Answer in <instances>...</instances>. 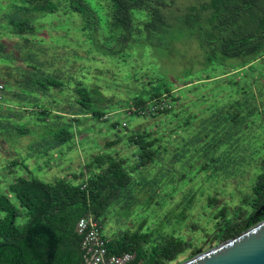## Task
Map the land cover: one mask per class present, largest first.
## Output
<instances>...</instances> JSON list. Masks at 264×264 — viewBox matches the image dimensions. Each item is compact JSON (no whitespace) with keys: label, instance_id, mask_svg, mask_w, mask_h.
Wrapping results in <instances>:
<instances>
[{"label":"trees","instance_id":"16d2710c","mask_svg":"<svg viewBox=\"0 0 264 264\" xmlns=\"http://www.w3.org/2000/svg\"><path fill=\"white\" fill-rule=\"evenodd\" d=\"M198 1L199 5L190 6L189 13L182 18L187 24L194 12L202 15V21H206L209 28L206 26L202 30L200 44L208 56L217 61L235 60L226 64L227 73L249 70L243 74V84L235 79V75L216 80L218 85L221 82L229 85L225 101L213 104L210 114L201 119L194 135L196 158L204 160L206 157L212 162L205 164L203 161L197 174H206L214 180L227 179L239 193H242L241 184L251 182L250 191L241 196L239 207L230 215L227 216L226 206L213 213L216 228L212 239L218 245L264 219L263 210L257 213L264 206V133L263 136L261 133L264 132V100L261 97L264 0ZM20 2L13 4V11L5 18L12 34L20 36L21 42L0 40V93L5 101L0 105V115L11 118L28 113L29 120L34 123L32 129H15L18 135L36 131L49 133L47 138L50 140L43 143L45 151L58 149L73 140L85 119L106 122L108 118L104 116L122 104L124 107L145 104L163 94L174 102L173 89L164 79L151 75L143 82L135 78L141 89L124 101L109 103L111 98L102 96L99 90L110 81L117 85L116 79V82L107 80L106 84L98 86L96 97L91 93L93 81L102 74L101 69L93 67L92 61L98 56L125 62L128 57L132 59L130 50L134 45L154 44L170 27L167 12L171 0H107L104 8H95L86 0ZM59 12L80 15L82 43L89 45L85 50L87 58L78 61L74 55L57 56L54 51L57 45L48 50L42 47V39L29 36L33 32V21L47 13ZM19 59L21 63L18 64ZM77 63L80 64L76 67ZM75 67V72L69 71ZM256 70L259 79L254 81L253 89L248 82L252 81L249 77ZM211 78L206 75L204 79ZM144 87H147L145 91ZM56 94L61 96L56 98ZM173 108L172 105L170 110L144 118L152 119L150 123L156 127L157 119L171 115ZM116 125V121L111 123L114 129ZM157 141V137L149 133L132 134L131 142L137 148L132 164L107 155L96 157L95 163L69 174V178L44 181L34 177H14L7 189L17 204L9 195L0 194V264H82L80 236L74 231L75 223L90 214L98 218L103 227V213L129 190L135 176L141 171L158 168L157 161L161 156ZM206 150L209 154H205ZM15 161H10L9 167L14 168ZM253 161L258 169L250 168L255 164ZM205 167L211 169L205 172ZM161 169L159 167L156 172ZM255 171L252 179L250 175ZM147 184L146 179L142 186ZM230 188L229 193L233 195ZM215 199L214 196L207 198L208 207L217 208L219 203ZM243 206L247 208L243 209ZM20 220L23 222L19 223ZM103 236L109 253L129 252L143 264H168L185 251V242L174 236L159 243L149 239V234L136 232L111 238Z\"/></svg>","mask_w":264,"mask_h":264},{"label":"rangeland","instance_id":"374dc122","mask_svg":"<svg viewBox=\"0 0 264 264\" xmlns=\"http://www.w3.org/2000/svg\"><path fill=\"white\" fill-rule=\"evenodd\" d=\"M86 1L95 8H104L105 6L103 5L107 2V0ZM15 3L21 4L20 0H0V40L7 43L13 41L21 42L20 36L12 34V28L7 25V18H5L6 14L13 11V4ZM193 5L198 6L199 1L171 0V7L167 12L170 27L157 37L154 44L142 43L134 45L131 50L129 49L133 53L132 59L128 57L125 59V62H121L122 59L112 60L97 56L92 61L95 63L93 67L99 70L101 69L102 74L96 78V81H93L92 95L96 97L95 93H97L98 86H103L107 80L114 81L116 79L118 80L117 85H112V81H110L104 86V89H99L101 95L111 98L109 103H114L116 100H127L129 96L138 93V90L141 89V86L136 83L135 78L143 82L148 80L150 75L155 78L160 77L164 79L166 84L173 89L171 94L175 95L178 91L184 93L185 90L181 86L189 81H194L206 75L214 77L225 71L227 68L226 64L235 60L227 59L225 61H217L213 57L208 56V53H206L204 47L200 44L202 30L206 26L208 27L206 21H202L201 19L202 15L199 16L200 13L197 15L194 12L192 14L193 17L188 19L187 24L182 18L189 13L188 8ZM81 25L82 21L78 13H47L41 19L33 21V32L29 36L31 38L35 36L36 39H42V47L48 50L51 49L50 47L57 45L54 50L57 52V56L65 54L69 56L74 55L78 61H81L82 58H87L85 50L89 47L87 43H82L84 36L81 31ZM20 59L18 64L21 63ZM79 64L77 63L75 66L77 67ZM76 67L69 71L75 72ZM65 68L67 69V67ZM202 81V83L198 81L199 85H194L199 93L201 92L200 90H210L212 97L215 94V90L218 93L219 89H222L221 85L213 84L215 82ZM145 88L147 87L142 89L144 90ZM59 95L61 96V94ZM59 95L56 94V98ZM261 97L263 101L264 85L261 86ZM123 107L122 104L121 108ZM12 108H15V106ZM141 119L143 118L136 116L127 117L128 129H133ZM148 119L143 120L144 123L152 125V123L150 124L152 119ZM66 120L65 118L64 121ZM119 120L120 118L112 116L106 122L102 123L92 119H85L81 124V128L84 131L90 132L93 126L100 127L102 124L100 130L103 127L106 128L104 133L94 135L96 136V142L93 144V147L100 148V152H104L107 151L109 142L115 140V134L122 136L124 133H127L124 128L114 129L111 127L112 122ZM32 122L29 120L28 113H25L22 117L13 115L11 118L0 115V194L9 195L15 204H17L15 197L7 189L8 178L12 175L13 177L26 176L47 181L56 172L60 174L57 177L64 176V165L71 167L73 161H76L72 166L77 169L75 173H78L83 168L80 164V159H83L82 155L77 149H73L68 153L67 160H62L61 163L55 166L56 168L50 164L49 168L53 167V170L46 169L45 162L43 161L51 157V155L44 153L45 146H43V143L50 140V138H47L49 133L43 134V132L36 131L29 135H18L15 132L17 128L23 129L28 127L32 129L34 126ZM261 133L263 136L264 132L262 131ZM94 136L91 140H93ZM99 139L103 141L104 145L100 144ZM72 142L73 140L69 142L71 143L69 146L70 149L81 146L79 141ZM86 147L88 149L85 150V154L89 155L87 157L88 159H91L90 152L93 148ZM69 148H65V151ZM12 159L23 160L25 166L22 164L17 165L16 168L14 167L15 170L10 172L9 168L11 167H9L8 163ZM39 167L42 169L40 170ZM252 167L258 169L257 163L255 162V164L250 166V168ZM162 168L163 170L161 169L159 172H156L158 168L148 172L141 171L135 176L134 184L129 190L115 202L113 207H109L103 213V234L107 238L117 236L118 234L134 232L149 234V239H154L156 243L170 236H174L185 242V251L168 264H179L216 245L212 239V234L216 228V221L212 217L213 212H216L222 206H226L228 208L227 216L230 215L233 209L239 207L241 196H244L250 191L249 186L251 182L246 181L239 186L242 193L235 192L236 188H233L234 184L230 183L228 188L232 187L231 192L233 195H231V198L226 199L224 194H219L217 208L209 209L207 198L201 196L195 197L193 192L201 185L204 186V191L207 194H214L215 190L213 191L211 188H207L208 184L206 182L202 184L204 182L198 181L199 177L194 176L195 174L190 170L188 165L183 163L166 164ZM252 173L250 176L254 179L257 171ZM146 179L148 184L144 187L142 184L146 182ZM244 208H247V206H243ZM22 222V220L19 221V223Z\"/></svg>","mask_w":264,"mask_h":264},{"label":"crops","instance_id":"0c3cea01","mask_svg":"<svg viewBox=\"0 0 264 264\" xmlns=\"http://www.w3.org/2000/svg\"><path fill=\"white\" fill-rule=\"evenodd\" d=\"M228 70L229 69L226 68V70L223 71L221 74H217V76H214L213 77L214 79L212 78L204 79L205 78L204 76L201 78H197L194 81H189L185 83L183 86H181L185 90L184 93H181L178 91L177 94L173 95L175 100L173 102L174 108H173L171 115H166V116L158 118L156 127L153 125H148L144 123L146 118L139 120L133 129L126 130L127 132L126 134L124 133L122 136H118L117 134H115L116 136L115 140L109 142L108 147L106 149L107 151L100 152L101 151L100 148L93 147V144L96 142V136L94 135L97 133L102 134L106 131L105 127H103L102 130H100L102 124L100 127L93 126L91 132L84 131V129H82L80 125L79 127L80 130L75 132L72 143H74L75 141H79L82 147L77 146V148L70 149L69 146L71 143L68 142L64 146H62L60 149L58 148L59 150L49 149L45 151L44 153H48L51 155V157L43 161L45 162L46 169L49 168L50 164L54 165L55 167L56 165L61 163L62 160L63 161L67 160L68 153L71 152L73 149H77L78 152L82 155L83 159L82 160L80 159L81 161L80 164L82 165V167L85 165L88 166V165H92L93 163H95L96 157L98 156H107V155L113 156L115 159L121 158L126 162V164H132L135 159L137 148L131 142V135L140 134V133L141 134L149 133V134L155 135L158 139L157 144L159 146L158 148L160 150V156H161L160 159L157 161L158 168L159 167L162 168L166 164L167 165H173V164H178V163L186 164L189 166L190 170L195 174L194 176L199 177L198 181L204 182L202 184H205L206 182L208 184L207 188H211L213 191L215 190L214 194H207L206 191H204L203 185L198 186L196 190L193 192V195L195 197L201 196L204 198H209V197L214 196L216 198L215 200L218 201L219 194L220 195L224 194L226 199H230L231 198V195L229 193L230 187L228 188L229 183L227 179L218 178L214 180L212 178L211 179L207 178L206 174L196 173L200 169V164L203 161H205V164H206L207 163L206 161H209L210 159L207 160V158L205 157L204 160L202 158L198 160L196 158L195 147H197V145H196V142L194 141V137H195L194 135L197 131V126L200 123H202L201 119L203 117L206 118L210 114L213 104L217 102L225 101L226 93L228 92V89H229L228 84L221 82L222 89H219L218 93H217V90H215V94L212 95L211 97L212 93L210 92V90H205V91L200 90L201 92L199 93L197 92V88L194 87V85H199L198 81H201V83L203 82L202 80H205L206 82H216V80H218L219 78L225 79L228 76H233V75H235V79H237L238 81H241L240 84H243L244 83V79H243L244 72L249 73L248 69H243V70L238 69L233 72L227 73ZM258 75L259 73L256 70V71H253L251 77H249L250 79H252L253 82L252 81L248 82L249 83L248 85L251 84L250 86H252L253 89H255V86H256L254 81L259 79ZM213 84H217V83H213ZM224 86L226 87L224 88ZM100 123L102 122L100 121ZM154 128L156 129L155 131L153 130ZM93 136H94L93 140L95 141L91 140ZM98 141H100L101 145L103 144L102 140L99 139ZM188 141H190L191 143L188 144L187 143ZM86 146H89V148H93L92 151L90 152L91 159H88L87 157L89 155L85 154V150L88 149ZM65 148H69V149L65 151ZM205 152H206L205 154L207 153L209 154L208 150H206ZM75 162L73 161V163ZM73 163L71 164L72 166H73ZM15 164H16L15 165V168H16L17 165L22 164V161L19 159H16ZM38 164L41 165L40 163ZM208 164H212V162L209 161ZM24 166H25V162H24ZM72 166L68 167L67 165H64L63 175L64 174L65 175L62 177L69 178L70 176L69 174H72L77 170L75 167H72ZM15 168H9L10 169L9 171L13 172ZM41 169L42 168H40V170ZM49 169L53 170L54 168L50 167ZM210 169H211L210 167H205V172ZM51 173H53V171H51ZM57 176H60L58 172H56L55 175L51 176L50 180H47V181H54L55 179L61 178ZM13 179H14L13 175L9 177L8 184ZM223 190H225V192H223ZM213 208H216V206L209 207V209H213Z\"/></svg>","mask_w":264,"mask_h":264},{"label":"built area","instance_id":"2783aa9c","mask_svg":"<svg viewBox=\"0 0 264 264\" xmlns=\"http://www.w3.org/2000/svg\"><path fill=\"white\" fill-rule=\"evenodd\" d=\"M1 88V86H0ZM4 97L0 93V105L4 104ZM173 102L167 94L155 98L145 104L130 105L109 111L104 118L117 117L116 129L127 127L129 116L144 118L170 110ZM74 231L80 236L82 264H143L137 262L133 254L123 252L111 254L108 252L103 236V227L94 215H84L75 223Z\"/></svg>","mask_w":264,"mask_h":264},{"label":"water","instance_id":"95a60500","mask_svg":"<svg viewBox=\"0 0 264 264\" xmlns=\"http://www.w3.org/2000/svg\"><path fill=\"white\" fill-rule=\"evenodd\" d=\"M179 264H264V219Z\"/></svg>","mask_w":264,"mask_h":264}]
</instances>
